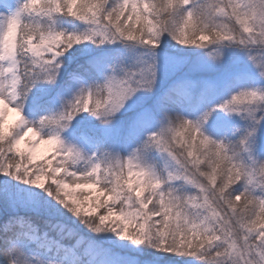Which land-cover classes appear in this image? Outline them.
Masks as SVG:
<instances>
[{"label":"snow or ice","instance_id":"6c2138e0","mask_svg":"<svg viewBox=\"0 0 264 264\" xmlns=\"http://www.w3.org/2000/svg\"><path fill=\"white\" fill-rule=\"evenodd\" d=\"M0 264H264V0H0Z\"/></svg>","mask_w":264,"mask_h":264},{"label":"rangeland","instance_id":"374dc122","mask_svg":"<svg viewBox=\"0 0 264 264\" xmlns=\"http://www.w3.org/2000/svg\"><path fill=\"white\" fill-rule=\"evenodd\" d=\"M12 119H14V113H10L8 116L9 122H11ZM48 148H49L48 145L40 144L36 148V154L38 156H43L44 154H46L48 152Z\"/></svg>","mask_w":264,"mask_h":264}]
</instances>
